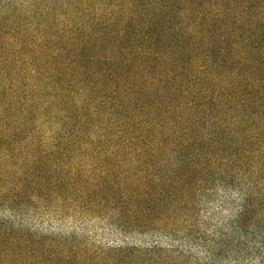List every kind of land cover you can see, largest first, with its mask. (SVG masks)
<instances>
[{
    "label": "trees",
    "instance_id": "1",
    "mask_svg": "<svg viewBox=\"0 0 264 264\" xmlns=\"http://www.w3.org/2000/svg\"><path fill=\"white\" fill-rule=\"evenodd\" d=\"M0 264H264V0H0Z\"/></svg>",
    "mask_w": 264,
    "mask_h": 264
},
{
    "label": "rangeland",
    "instance_id": "2",
    "mask_svg": "<svg viewBox=\"0 0 264 264\" xmlns=\"http://www.w3.org/2000/svg\"><path fill=\"white\" fill-rule=\"evenodd\" d=\"M225 184H227L226 181ZM223 197V191H219L213 195L212 200H214V203L211 205V207H208V211L210 213H202V217L199 221L198 233L203 239H213L217 242H220L225 241L228 236L226 230L220 229L221 223H225L229 218V205L226 206V208H224L221 213L220 209L218 208L220 202L224 200ZM37 216H35L34 219H36ZM37 220H39V218ZM26 222L30 223V221ZM35 225H37L38 229L43 232L46 231L45 229H50L49 226L45 224H39V221H37ZM49 225H51L52 229L54 230L52 233L62 235H64V233L66 235L74 234L76 240L78 242H84V244H87L86 247L88 248L105 247L110 244L118 243L119 240L114 229H111L95 221L80 226L78 223L73 221V219H69L60 223L54 221Z\"/></svg>",
    "mask_w": 264,
    "mask_h": 264
}]
</instances>
